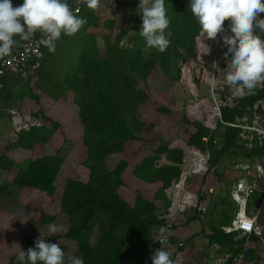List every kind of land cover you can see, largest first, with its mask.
Masks as SVG:
<instances>
[{
	"label": "trees",
	"instance_id": "1",
	"mask_svg": "<svg viewBox=\"0 0 264 264\" xmlns=\"http://www.w3.org/2000/svg\"><path fill=\"white\" fill-rule=\"evenodd\" d=\"M165 7L170 18L169 28L165 30L166 34L170 33V45L165 52L151 49L145 53V42L139 35L140 17H135L133 26L122 27L116 35L112 34L115 23L110 22L113 42H110V37L107 39L108 49L102 61L83 54L66 75L65 89L73 94V104L83 128L82 145L86 148V158L82 165L88 170V175L86 181L65 180L60 213L65 217L67 226L43 239L48 243L61 239L75 243L77 255L83 258L84 264H152L150 257L156 248L152 244L151 229L162 223L156 215L158 208L152 202L142 200L138 194H135V204L129 206L118 193L123 186V173L128 164L122 159L110 170L106 167L105 158L123 153L125 144L137 139L128 124L138 122L137 111L149 99L146 82L156 68L179 80L186 66L194 64L196 85L208 77L207 68L196 62L199 25L191 15L189 0H165ZM129 31H133L131 35H128ZM125 38V43L131 47L125 46V43L120 45ZM175 62L177 67L171 76V66ZM185 81L187 83L189 80ZM8 86L12 89L14 84ZM1 93L6 102L11 99L10 90L4 89ZM158 110L166 114L169 112L164 108ZM41 119L49 122V126L42 124L16 131L17 141L8 145L6 151L20 149L36 152V147L47 144L59 124L43 115ZM141 126L146 127L145 124ZM192 127L195 131L188 134L187 145L201 151L207 149L211 167L217 166L223 157L232 155V149L236 146L233 130L217 127L209 134L198 122H193ZM204 138L207 140L204 141ZM39 152L40 149L36 154ZM154 153L152 158L143 159L133 171L138 169L141 171L139 175L145 179L150 175L149 180L161 182V189L166 190L172 181L180 177L183 152L180 149H167L160 142ZM161 154L166 155L169 164L159 166L155 163ZM63 162L61 151L57 149L53 155L37 154L23 169L6 152L0 153V172H6L9 176V180L0 186V195H7L10 187L36 189L51 194ZM220 201L223 202L222 199ZM55 220L56 216L42 214L36 219H29L27 223L31 234H35ZM203 222L209 230L205 235L209 246L218 244L222 250H233L235 254L240 251L245 240L233 242L232 235H225L221 230L229 223H212L205 218ZM35 241L29 236L25 237L19 250L27 251L34 247ZM255 241L251 236L250 242ZM59 246L66 254L67 248ZM251 252L250 249L244 261ZM17 255H11L8 264H20ZM65 264H68L67 257Z\"/></svg>",
	"mask_w": 264,
	"mask_h": 264
},
{
	"label": "rangeland",
	"instance_id": "2",
	"mask_svg": "<svg viewBox=\"0 0 264 264\" xmlns=\"http://www.w3.org/2000/svg\"><path fill=\"white\" fill-rule=\"evenodd\" d=\"M80 17L86 18L87 23L73 36H66L62 34L61 38L56 42V51L54 54L49 53V51L46 50V65H44L41 69L38 80L31 85L33 91L42 92L44 95L46 94L48 99H58L61 103V107H64L66 111L65 114L68 119L76 118L78 117V114L77 109L73 104V94L67 92L65 89L66 75L71 67L75 66L79 62L83 54H87L97 61H102V58L105 57L104 53L108 49V43L104 37H107L105 35H110L109 31L101 26L98 28L95 27L91 31L88 26V17L86 15H80ZM132 17L133 14H127V16L123 19L124 24L130 23ZM134 17H137V15L135 14ZM90 31L94 33H90ZM117 31L118 30L115 29L112 31V34ZM257 33V35L260 34L258 29ZM130 34H132V32L128 35ZM111 37L112 36H110V38ZM111 41H113V38ZM176 67L177 63L175 62L171 66V76L174 75ZM207 78L208 77L205 78V81L204 79H201L199 83H197L200 92L199 96H196L197 92L195 91V95H193V92L186 84L185 80L187 78H185L184 81L183 78L177 80L165 75L159 68H156L147 79V93L149 99L142 107H152L153 109L161 107L167 110L171 109L170 111L174 112V115H172L173 119L169 120L170 116L165 115L167 118L166 123L162 121L163 124L161 125L157 123L156 127L159 125L157 128L154 127V129L152 127L150 130H145L146 127L141 125H144L146 122H142L141 119L143 116L138 115L137 113L136 118L138 122H131L128 124L132 133L146 139L150 138L153 134H155V137L158 135L164 140L168 139V137L173 139H176L177 137L184 138L185 140L188 139V134L195 131L191 124L196 122L194 117H192V114H190V107H194L195 105L197 107H203L201 100L203 97H207ZM44 95L43 97L42 95L40 96L42 97L41 99L45 98ZM47 101L52 106L54 105L51 101L46 100V102ZM47 108L48 107H45V109ZM74 120L76 121L77 119ZM37 121L43 124L39 117ZM63 121L65 120H62V122L60 121L58 124L62 125L64 123ZM76 122H78V120ZM133 128L137 130H133ZM12 129L13 128L10 127L8 130L9 134L8 132L7 135L6 133L4 134L6 135L5 138H0V153L6 152V154L10 158H13V160L16 161L20 167H26L30 160L37 156V154H40V152L36 154L37 151L30 153L19 149L6 151V147L13 143L16 138L15 132ZM56 130V139L54 140V143L51 144V147L53 148H47L46 153L53 154L54 152H52V150H56V148L59 147L58 149L61 151L64 162L60 167L57 180L54 183L53 192L48 194L36 189H17L15 187H10L7 195H0V264H8L9 257L19 252L20 243L25 237L29 236L33 240H36L40 236L41 238H45L52 234L48 230L49 225L40 228L35 234H31L27 223L29 219H36L42 214L53 215L56 216V220L52 224L61 226L62 229L67 226L65 217H63L60 213V199L63 186L65 180L68 178L75 180H84L87 178L88 170L82 165L86 158V148L82 145V136L78 131L71 129L73 137L72 140H70L67 136L70 134H67V132L64 131V127L60 126ZM78 137H80L79 140ZM149 146H151L152 149H155L154 144ZM120 159L129 161V172L127 173L130 174L132 158L129 157V155L110 156L109 160L106 159V167L108 169H112ZM221 160L222 161L217 165V169L215 170H224L226 168L228 171L225 172L228 176L227 180L223 184L219 185L221 188L212 189V194L209 196L206 187L209 177L201 179L200 177L195 176L187 177L185 179V187L189 190L199 189V191H197V195L204 196L205 198H208L209 196L211 199L216 197L215 195H217L216 192L218 190L217 193H220L223 195V198L228 200L229 198L227 197L226 186L237 180L238 175L234 170V166L240 163L241 158L228 155L223 157ZM140 172L141 171L137 169L133 171L132 174H134V177H139L141 179L142 176L139 175ZM148 176L146 179L144 178L147 182L150 179ZM8 180V174L6 172H0V186H2L4 181ZM128 191L129 192L126 193L125 197L130 202L128 205L132 206L136 201H134L133 197L134 192L131 193V189ZM153 191L154 189H151L150 193H148L149 196H145V193L142 194L143 198L146 197V199H151L155 203L160 204V202H162L161 205H164L163 203H165L169 206L170 201H168L165 196L164 190L160 188V191L155 194ZM248 205L250 207L255 206V208L260 205L256 195L249 198ZM234 211H236L235 207ZM185 215H188L187 210L178 214V218L181 216L184 217ZM205 219L207 220V217ZM200 222L204 223L202 220ZM151 230H153V228ZM50 243H58L59 245L67 248L66 257L68 264H70L69 258L78 257L75 243L64 239L50 241Z\"/></svg>",
	"mask_w": 264,
	"mask_h": 264
},
{
	"label": "built area",
	"instance_id": "3",
	"mask_svg": "<svg viewBox=\"0 0 264 264\" xmlns=\"http://www.w3.org/2000/svg\"><path fill=\"white\" fill-rule=\"evenodd\" d=\"M124 1L140 2V0ZM67 2L77 15L86 5L82 0H68ZM260 18L264 19V13L260 14ZM229 23L230 21L224 22L225 32L218 34L215 40L202 38V43L210 48L208 54H200L198 41V60L208 69V74L210 73L211 76L219 77L231 59V54L227 60L224 58L227 47L222 42V35L230 34L228 32ZM260 35L264 37V33ZM41 39L43 36L39 32L29 40L20 39L13 47L11 54L0 59V90L4 88L3 79L6 77H15L17 80L25 81L35 76L43 56L44 46L40 43ZM213 64H216V68L212 67ZM217 68L220 72H217ZM195 75L194 64L188 65L185 69V78L189 80V83L186 84L191 91L192 88L195 89L196 96H199L194 83ZM206 94L207 97L201 100L203 107L195 105L193 107L195 111L190 114L196 122L207 129L209 134L213 133L217 127L229 128L236 134V146L232 149V155L240 157L241 161L234 166L238 178L229 186V197L236 207V212L230 225L222 227L221 230L225 235H232L233 242L240 239L245 240L236 254L233 250H222L218 244H213L206 264H242L245 255L250 251L251 236L257 240L255 241L257 246L264 247V228L257 224V209L255 206L248 205L249 198L258 192L261 193L258 195L259 202H264V190H260V183H264V87H258L253 94L238 96L232 88L225 84H221L216 89H210L207 85ZM7 112L15 131L40 126L35 118L20 113L14 108L8 109ZM203 140L206 141L207 138ZM181 150L183 159L180 177L177 181H172L170 186L164 190L170 203L166 210L157 217L162 223L152 230V244L156 246V249L163 248L175 255L183 247L182 242L176 244L171 242L178 214L191 208L196 209L198 206V198L187 190L185 179L192 176L206 177L215 170V167L209 165L210 154L207 149L201 151L194 146L184 144ZM188 198H190L189 201ZM250 219L254 220L251 230L248 228Z\"/></svg>",
	"mask_w": 264,
	"mask_h": 264
},
{
	"label": "clouds",
	"instance_id": "4",
	"mask_svg": "<svg viewBox=\"0 0 264 264\" xmlns=\"http://www.w3.org/2000/svg\"><path fill=\"white\" fill-rule=\"evenodd\" d=\"M91 10L100 6V0H82ZM191 15L199 25L197 37L200 54H208L210 48L202 43V38L215 40L223 34L225 21H230L229 35H222V42L227 47L224 58L231 59L219 77L208 74L206 84L216 89L221 84L232 88L236 95L253 94L258 87H264V37L254 30L264 33V0H190ZM138 11L141 14L139 35L145 42L144 51L155 49L160 53L170 45L166 29L170 18L167 15L165 0H140ZM86 18L78 16L67 0H24L23 4L13 7L11 0H0V58L11 54L17 44L16 37L29 40L37 32L43 39L40 43L49 53H55L56 42L61 35L73 36L85 24ZM216 68V64L212 65ZM217 72L220 69L217 68ZM254 220H248L249 230ZM50 233L64 230L61 226L50 224ZM172 253L163 248L156 249L150 257L152 264H177ZM66 254L58 243H48L38 237L34 247L24 251L20 248L17 260L20 264H65ZM70 264H84L83 258L71 257Z\"/></svg>",
	"mask_w": 264,
	"mask_h": 264
},
{
	"label": "crops",
	"instance_id": "5",
	"mask_svg": "<svg viewBox=\"0 0 264 264\" xmlns=\"http://www.w3.org/2000/svg\"><path fill=\"white\" fill-rule=\"evenodd\" d=\"M23 2L24 0H11L13 7L20 6L23 4ZM189 3H190V0H189ZM138 7H139V2L138 3L132 2V1L129 2V1H124V0H105V1L102 0L100 1V6L96 10H91L86 5H84L81 9L80 14H78V16L86 15L88 17V26L91 31L95 27L97 28L100 26L104 27L107 31H109V34H110V35H105L107 37H104V38L107 41V39L110 36H112L110 39V42H111L113 35H111V27H109L111 24L110 22L115 23V26L112 29V31H114L115 29L118 30L117 32L113 33L114 35L118 34L119 30L122 27L133 26L135 14L137 15V17L141 18V14L138 11ZM127 14H130V15L133 14V17L130 23L124 24L123 19L125 16H127ZM91 31L90 33H94ZM254 31H255V34H258L257 30H254ZM130 32H133V31H129L128 34ZM15 39L17 41L20 40L19 37H16ZM125 42H126V38L120 42V45H123ZM126 43H125V46L131 47V45H128ZM197 47H198V40H197ZM46 50L47 48L44 46L43 56L40 62V67L35 73V76L33 78L25 80V81L21 79L17 80V78L15 77H6L5 79H3L4 88L2 90L4 89L7 91L10 90L12 94H11V99L8 102H6L4 98V94L1 93L2 90H0V94H1L0 95V138L1 137L5 138L7 135V132L9 134L8 130L10 129V127L13 128L10 124V116L7 112V110L10 108H14L18 112L23 113L25 115H29L35 118L36 120L39 117V119L42 122H43V120L41 119L42 115L57 123H59L60 121L62 122V120H65L63 121L64 123L62 125L60 124L59 125L61 127H64V131L67 132V134H70V135H67L68 139L72 140V137H73V134L71 132L72 130L78 131L80 135L82 136L83 128H82V125L78 117L68 119L65 114L66 113L65 109L64 107H61V103L58 99L57 100H53L52 98L48 99L46 94L44 95L42 92H35L31 88V85L38 80V76L40 74L41 69L43 68L44 65H46V62H45ZM196 62L201 64L198 60V52H197ZM182 78L184 81L185 71L180 79ZM10 83L14 84L12 89H10V87L8 86V84ZM197 89L199 91L198 86H197ZM67 92H70V91H67ZM70 93L72 94V92ZM41 95L42 97L44 95L45 98L41 99L42 98L40 97ZM46 100L51 101V103H53L54 105L52 106L51 104L48 103V101L46 102ZM43 104L45 105V107H48V108L45 109ZM159 108L161 107H156V109H153L152 107H139L137 113L138 115L143 116L141 121L146 122L145 124H146V127H148V130H150L152 127L153 128L156 127L157 123H159V125L163 124V122L166 123L167 118L165 117V115L170 116L169 120L173 119L172 115H174V112L170 111L171 109L166 114V113L160 112L158 110ZM74 119H77L78 122H76L77 120L75 121ZM43 124H45L46 126H49V122H43ZM41 125L42 123L40 124V126ZM12 130L15 132V135H16L15 129L13 128ZM56 131L57 130L53 131L52 137L47 144H44L43 147L42 146L36 147L35 150L39 151L40 149L41 154L44 152L45 155H53L59 147H57L56 150L55 149L52 150V152H54L53 154H47L46 151H47V148H53L51 147V144L54 143V140L56 139V136H57ZM5 133L6 135H4ZM79 138L80 137H78V140ZM136 138H137L136 140L130 141L125 144L123 153L109 155L105 158V162H107L106 159L109 160L110 156H116V155L128 156L129 155V157L132 158L131 159L132 167L130 170V174L127 173L129 172L128 168H129L130 163L129 161H126L128 166L123 173L124 183H123V186L118 189V193L126 201V203L129 204L130 202L127 200L125 195L126 193L129 192L128 190L131 189L132 190L131 193L134 192V195H133L134 201L136 200L135 194H138L142 200L152 202L155 205V207L158 208V210L156 211V215L157 214L159 215L166 210L168 204L166 205L165 203H163L164 205H161L162 202H160V204L155 203L151 199H146V197L143 198L142 194L145 193L144 194L145 196H149L148 193H150L151 189H154L153 191L154 194L158 193L160 191V188H162L161 182L156 181L155 179L149 180L148 182L145 181L144 178H141L142 179L141 180L139 177L137 178L134 177V174H132V171L134 170L136 166H138L141 163L143 159H149L155 155L154 151L156 150V145H160V142H162L167 147V149H180L181 150V147L184 144H187L186 142L187 139L185 140L184 138H181V137H177L176 139H173V138L168 137V139L164 140L158 135L157 137H155V134L151 135V137L147 139L144 137L138 136V135H136ZM16 141H17V136L14 142L11 144H14ZM153 144L155 146V149H152V147L149 146ZM22 151H26V150H22ZM27 152L32 153L31 151H27ZM155 163L160 166L163 164H169L170 162L166 160L165 154H161L160 158ZM28 165L29 163L27 164V166ZM27 166L22 167V168L25 169L27 168ZM215 169H217V166H215ZM225 172H228L226 168L224 170L223 169L214 170L211 174L206 176V178L209 177V180H207L208 184H206L207 192L209 196L212 194L211 193L212 189L221 188L219 187V185L223 184L227 180L228 176H227V173ZM195 177H200V176H195ZM200 178L204 179L205 177H200ZM86 180L87 178L84 180L81 179V181H86ZM229 186L230 185L226 186L227 187V197L229 198L228 200L223 198V195H221L220 193L218 194L217 193L218 190L216 192L217 195H215L216 197L214 199H211L209 196L208 198H205L204 196L197 195V191H199V189H195V190L187 189L189 192H192L197 196L198 206L196 208L195 215H193L190 212V210H187L188 215L177 218V220L174 223V237L172 238L171 242L173 244L174 243L176 244L178 242L183 243V247L180 248L179 252L176 255L172 253L171 258L174 261H176L177 264H206L207 256L211 252V245L210 246L208 245L207 239L205 237V235L208 234L209 230L200 221L201 220L203 221V219L207 217V219L212 223L222 222V223H229L228 225H230V222L233 220L234 213L236 211H233L235 205H233L234 203L231 201L229 197ZM260 190L261 191L264 190V183H260ZM260 194L261 193L259 192L256 194L257 199H258V195ZM220 199H222L223 202H221ZM225 201H227V203ZM228 204L230 205V208L228 207ZM201 209H203V211ZM256 209H257V224H259L260 226L264 228V202H261L260 205ZM199 211L202 212V216L198 214ZM250 249L252 252L247 255V260H245L243 264H264V247L257 246L255 243L250 242Z\"/></svg>",
	"mask_w": 264,
	"mask_h": 264
},
{
	"label": "water",
	"instance_id": "6",
	"mask_svg": "<svg viewBox=\"0 0 264 264\" xmlns=\"http://www.w3.org/2000/svg\"><path fill=\"white\" fill-rule=\"evenodd\" d=\"M190 212H191L193 215H195L196 209H195V208H191V209H190ZM198 214L202 216V212H201V211H199Z\"/></svg>",
	"mask_w": 264,
	"mask_h": 264
},
{
	"label": "bare ground",
	"instance_id": "7",
	"mask_svg": "<svg viewBox=\"0 0 264 264\" xmlns=\"http://www.w3.org/2000/svg\"><path fill=\"white\" fill-rule=\"evenodd\" d=\"M188 83H189V81H188ZM192 88V87H191ZM192 92L193 93H195V89H193L192 88ZM193 104H196V103H193ZM192 111L194 112L195 111V109L193 108V107H191V109H190V112L192 113ZM190 200V198H188V201Z\"/></svg>",
	"mask_w": 264,
	"mask_h": 264
}]
</instances>
